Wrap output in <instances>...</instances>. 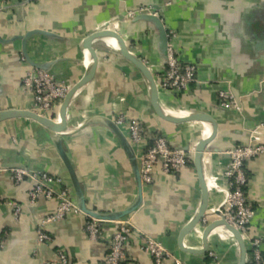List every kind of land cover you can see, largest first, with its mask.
<instances>
[{
	"label": "crops",
	"instance_id": "crops-1",
	"mask_svg": "<svg viewBox=\"0 0 264 264\" xmlns=\"http://www.w3.org/2000/svg\"><path fill=\"white\" fill-rule=\"evenodd\" d=\"M139 7H158L176 55L182 62L196 64L195 80L187 90L171 93L157 85L160 104L171 114L205 112L217 124L203 156L210 188L205 218L183 239L184 245L201 249L204 227L219 219L222 195L214 185L225 186L222 172L229 161L225 152L247 143L253 131L264 143V0H0V111L32 107L33 96L22 84L32 66L22 59L23 51L34 63L46 65L55 80L71 88L88 63L82 40L96 31L120 34L156 80L165 67L158 49L159 31L146 20L126 15L127 10ZM91 46L98 58L95 77L70 103L61 141L87 207L107 212L131 205L137 188L118 139L103 123L86 122L88 119L97 115L113 118L123 112L142 124L148 138L155 132L164 133L172 146H194L209 129L198 121L171 123L160 119L152 111L148 87L138 70L108 39H96ZM220 90L230 91L240 108L219 107ZM57 112L58 107L44 115L54 119ZM18 166L61 177L74 198L52 139L28 118L0 122V167ZM245 171V194L254 210L248 230L261 239L264 256V154L247 161ZM32 186L30 180L16 185L7 172H0V197L22 205V213L16 217L7 204H0V264L55 262L57 250L66 254L68 264H100L116 225L104 223L103 237L92 241L84 231L85 215L70 212L47 224L52 243L39 241L37 223L54 211L56 201L40 197L31 204ZM200 196L193 163L177 173H163L157 167L152 183L142 186L139 207L127 217L185 264H238L237 243L220 227L210 232L204 253L179 247V231L196 212ZM246 249V264H253L247 244ZM209 251L216 258L209 256ZM121 264L153 263L132 239Z\"/></svg>",
	"mask_w": 264,
	"mask_h": 264
},
{
	"label": "built area",
	"instance_id": "built-area-1",
	"mask_svg": "<svg viewBox=\"0 0 264 264\" xmlns=\"http://www.w3.org/2000/svg\"><path fill=\"white\" fill-rule=\"evenodd\" d=\"M142 13L158 15V12L148 7L126 11L128 17ZM167 35L165 67L155 81L158 87L164 91L179 93L187 90L195 80L196 64L182 62L170 43L171 33L167 32ZM22 84L33 96L31 110L42 115L59 107L70 89L67 84L55 80L46 70L33 67L26 70ZM217 103L219 107L226 110L240 108L236 98L228 90L218 92ZM54 119L57 120V115ZM112 119L124 133L135 153L142 186L152 183L157 167L163 173H177L191 161L193 146L189 145L186 150L182 148L183 145L172 146L164 133L157 132L148 138L147 131L142 124L126 113L118 112ZM261 127H264V124ZM225 153L229 158L222 172V177L226 181L225 186L214 185V188L222 195L218 211L227 223L239 231L245 244L249 246L252 263L264 264V256L260 248L261 239L250 235L248 230L254 210L245 194L248 181L245 164L250 159L264 154V143L257 140V135L253 131L250 133L247 143L234 146ZM0 172H7L16 185L24 180H30L33 183L29 191L31 204H34L40 197L56 201L54 211L45 215L37 223L36 232L39 241L52 243L53 239L46 231L47 224L62 219L70 212L85 215L84 231L88 239L95 241L103 237V224L107 222H102L81 212L69 187L63 184L61 177L47 171L32 170L21 166L0 167ZM1 203L7 204L16 217L22 213V205L18 202L0 197ZM108 222L114 223L116 229L107 238L108 247L100 264H121L132 239L138 241L140 250L151 257L153 264H167V261H172L173 264H185L174 257L160 241L135 227L127 216L118 221ZM209 256L216 258L212 251H209ZM42 264H68V258L63 251L57 250L55 262Z\"/></svg>",
	"mask_w": 264,
	"mask_h": 264
},
{
	"label": "water",
	"instance_id": "water-1",
	"mask_svg": "<svg viewBox=\"0 0 264 264\" xmlns=\"http://www.w3.org/2000/svg\"><path fill=\"white\" fill-rule=\"evenodd\" d=\"M152 10L156 12L160 11L158 7H153ZM135 18L146 20L152 25H154L156 29H158L159 31L158 49L161 57H163L165 61L166 58L165 52L168 43V35H167V29L164 27V24L160 19V17L158 15H154L151 13H142L136 15ZM102 38L108 40H114L116 45L115 49L117 53L121 57L126 59L128 62H130L138 70V72L143 77L148 87L149 102L152 111L160 119L171 123H180L183 121H198L207 124L210 127L209 135L206 137L201 136L193 146L194 149L192 153V163L195 167V171L197 174L198 185L200 188L201 196H200V203L198 205L196 212L181 227L179 231V235H178L179 247L190 253H204L207 251L208 248L207 238L210 232L215 228L220 227L227 230L234 237L237 243L238 264H246L247 249L241 234L235 227H233L232 225H230L225 221V219L221 216L218 210H217V215L219 216V219L217 221L207 224L202 231L201 234L202 248L193 249L191 247L184 245L183 243L184 237L188 233H190L193 229H195L196 225L205 218V211L208 205L210 188L208 187L204 168H203V156H204V152L208 150V145L215 137L217 131V124L216 121L209 114L202 111H188V112H184L183 115H174L166 111V109L160 104L158 100V87L154 79L153 72L151 71L150 67L145 63V61H143L140 57H138L135 53H133L127 48L120 34L112 33L109 31H96L86 36L82 40L81 46L84 52L86 53V55L88 56V63L82 77L75 85H73L69 89L64 99L60 103L57 112V120L50 119L49 117H46L45 115L32 111L31 109H8V110L0 111V122L12 118H28L39 124L47 131L50 138L52 139V142L58 153V156L66 169L75 202L81 212L102 222L118 221L130 215L132 212H134L139 207L142 201V183L139 174V167L135 153L129 141L127 140L126 136L121 131V129L115 124L112 118L97 115L91 117L86 122L97 120L103 123L108 129H110V131L118 139L121 148L123 149L126 155L137 188L136 199L131 205H129L126 208L103 212V211L92 210L87 207L85 195L81 187L80 181L78 179V176L76 174L75 168L72 162L70 161L61 141V136L63 135L67 127L65 118L70 103L80 91H82L87 85H89L93 81L95 77L98 58L94 49L91 46V43L96 39H102ZM22 56L33 68L42 69V70L48 69L46 65L34 63L33 61H31L24 51L22 52ZM188 146L189 144H185L183 145L182 148L186 150Z\"/></svg>",
	"mask_w": 264,
	"mask_h": 264
},
{
	"label": "bare ground",
	"instance_id": "bare-ground-1",
	"mask_svg": "<svg viewBox=\"0 0 264 264\" xmlns=\"http://www.w3.org/2000/svg\"><path fill=\"white\" fill-rule=\"evenodd\" d=\"M108 43L112 46V47H114V48H116V45H115V42H114V40H108ZM184 114V112H182V113H176V114H174V115H183ZM207 125V124H206ZM208 126V125H207ZM208 129H209V133H210V127L208 126L207 127ZM209 133H208V135H209ZM208 135H205V136H203V137H206V136H208ZM220 229H222V228H220ZM224 230V229H223ZM226 231V230H225ZM228 232V231H227Z\"/></svg>",
	"mask_w": 264,
	"mask_h": 264
},
{
	"label": "trees",
	"instance_id": "trees-1",
	"mask_svg": "<svg viewBox=\"0 0 264 264\" xmlns=\"http://www.w3.org/2000/svg\"><path fill=\"white\" fill-rule=\"evenodd\" d=\"M155 133H157V132H155ZM189 163H190V164H192V162H191V161H190V162H188V164H189ZM246 176H247V174H246ZM72 192H73V191H72ZM87 205H88V204H87ZM89 208H90V209H94V207H92V206H89ZM100 211H105V210L101 209ZM247 264H250V263H247Z\"/></svg>",
	"mask_w": 264,
	"mask_h": 264
}]
</instances>
